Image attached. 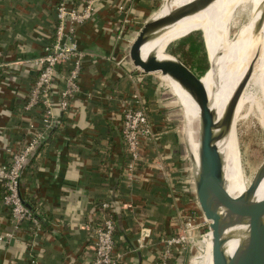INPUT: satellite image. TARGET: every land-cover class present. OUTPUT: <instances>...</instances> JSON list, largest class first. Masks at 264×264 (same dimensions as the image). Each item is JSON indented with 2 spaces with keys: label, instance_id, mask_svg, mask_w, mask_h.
<instances>
[{
  "label": "crops",
  "instance_id": "1",
  "mask_svg": "<svg viewBox=\"0 0 264 264\" xmlns=\"http://www.w3.org/2000/svg\"><path fill=\"white\" fill-rule=\"evenodd\" d=\"M68 1L82 6V0ZM162 1L106 0L77 27L76 39L87 53L81 90L29 157L21 179L22 198L40 219L41 230L35 234L29 222L22 223L13 237L0 242V264H88L102 202L115 212L120 264H157L161 237L177 234L183 212L195 207L193 162L186 167L174 105L153 74L141 72L129 58L133 40ZM57 2L0 0V165L25 144L30 122L42 130L37 108L25 105L38 73L35 59L53 36ZM69 68L60 67L55 93L65 87L61 73ZM135 90L146 100L158 135L146 144L136 182L130 184L124 175L122 100ZM3 192L0 179V236L14 231ZM130 202L133 206L126 207ZM141 224L153 230L143 247ZM186 258L176 248L169 264H186Z\"/></svg>",
  "mask_w": 264,
  "mask_h": 264
},
{
  "label": "built area",
  "instance_id": "2",
  "mask_svg": "<svg viewBox=\"0 0 264 264\" xmlns=\"http://www.w3.org/2000/svg\"><path fill=\"white\" fill-rule=\"evenodd\" d=\"M103 1L106 0H82L81 8L68 0L57 2L53 36L44 46L42 55L35 59L38 73L25 105L26 110L37 108L42 130L35 122H30L29 136L25 144L13 152L7 163L0 165V179L4 188L2 201L10 209L14 227L13 232L0 236V242L5 241L6 237H13L14 232L26 221L35 234L41 230L40 219L22 198V174L29 157L45 140L47 133L55 128L61 114L69 109L71 99L81 90L80 75L87 53L81 49L76 39V31L78 26L93 18L97 4ZM119 9L123 10V7ZM65 66H70L67 73H61L65 87L55 93L56 76L60 67ZM122 104L121 132L127 155L124 175L127 182L132 184L136 182L138 170L144 160L146 144L155 140L158 133L149 116L146 100L140 91L135 90L130 96L123 98ZM156 167L161 168L162 164L158 163ZM132 206L131 202L126 205L129 208ZM98 217L100 221L92 229L93 256L88 264H120L122 255L116 252L115 212L110 203L100 204ZM183 219H185L184 224L177 234L161 237L163 250L157 264H168L173 258L174 249L185 252L189 244L195 243L194 238L198 228L196 217L188 214V217L184 215ZM209 232L204 240L208 239ZM152 233L151 227L140 225L138 232L140 247L146 245Z\"/></svg>",
  "mask_w": 264,
  "mask_h": 264
},
{
  "label": "water",
  "instance_id": "3",
  "mask_svg": "<svg viewBox=\"0 0 264 264\" xmlns=\"http://www.w3.org/2000/svg\"><path fill=\"white\" fill-rule=\"evenodd\" d=\"M218 0H191L176 14L171 9L167 12L154 14L141 27L133 40L129 58L131 62L146 74L160 72L175 80L197 103L201 116V131L198 142V157L192 154L196 200L207 221L212 234L213 264H264V210L250 231L246 245L235 251H230V231L237 224L229 219L227 214L244 216L250 209L264 204V197L257 198L256 194L264 179V161L255 173L247 190L240 195H232L226 180V156L220 141L226 137L234 123L235 109L238 100L250 77L251 68L236 87L227 105L222 120L217 119L216 111L212 108L209 93L202 80L189 66L180 59L169 54L160 56V49L152 46L158 38L166 33L170 26L179 19L200 12ZM172 0H167L169 6ZM254 36H261L264 27V4L260 6L248 22ZM176 40V39H175ZM175 40L167 43L169 44ZM209 70L217 71L210 58Z\"/></svg>",
  "mask_w": 264,
  "mask_h": 264
},
{
  "label": "bare ground",
  "instance_id": "4",
  "mask_svg": "<svg viewBox=\"0 0 264 264\" xmlns=\"http://www.w3.org/2000/svg\"><path fill=\"white\" fill-rule=\"evenodd\" d=\"M190 1L172 0L169 6L165 4L158 13L163 14L171 9L172 14H176L187 8ZM263 4L264 0H218L208 8L174 22L170 29L152 45L160 49L161 57H168L166 45L170 40L185 36L195 30H201L204 33L210 50V57L217 71L214 73L209 70L202 76V80L218 120L223 119L236 87L247 74L249 68H251L250 77L238 100L236 109L241 102L253 100V96L248 92L250 87L258 86L264 93V27L262 29L263 37H261L254 36L251 27L247 26L251 17L258 12ZM246 12H249L248 21L240 25L237 24V16ZM239 35H243V38L237 41ZM161 78L171 88L183 107L185 116L183 132L190 151L197 159L201 131L199 106L171 77L161 74ZM219 144L226 156L225 168L228 190L234 196L240 195L246 191V187L245 182L240 179L238 170V145L234 123L230 132ZM227 216L237 222L230 231V251L232 252L246 245L250 231L258 218L253 209L241 217L231 214H227ZM201 258V264H213L211 232L205 241V253Z\"/></svg>",
  "mask_w": 264,
  "mask_h": 264
},
{
  "label": "rangeland",
  "instance_id": "5",
  "mask_svg": "<svg viewBox=\"0 0 264 264\" xmlns=\"http://www.w3.org/2000/svg\"><path fill=\"white\" fill-rule=\"evenodd\" d=\"M165 3H166V0H163L159 10L161 9V7L165 5ZM248 19H249V12H246L245 14L241 16H237L236 22L237 24L240 25V24L246 23ZM203 36H204V33H203ZM181 37H184V36H181ZM179 38H176V40H178ZM242 38H243V35H239L237 38V41L241 40ZM176 40L171 42L170 44L176 42ZM204 40H205V36H204ZM205 45H206L207 52H208L207 56L208 54L210 56V50L207 46L206 40H205ZM209 68H210V61H209ZM152 74L153 76L156 77L158 81L162 83L163 91L165 92L164 94H166L165 96H167L168 100L172 101V104L174 105L173 108L177 112L175 117L177 118L178 129L181 132V137L183 140L182 146H183V151L185 154L184 157L186 160L185 165L186 167L190 169V167H192V162H191L192 152L190 151L186 136L183 132L184 125H185V116H184L183 107L181 103L178 101V99L176 98V96L173 94L171 88L162 80L161 73L154 72ZM202 76H199V77H202ZM248 92L249 94L251 93V95L253 96V100L252 101L246 100V101L241 102L238 105L236 109V114L234 116V126H235V131L237 134V145H238V153H237L238 154L237 155L238 170H239V175L241 177L240 179H242V181L245 182L246 190L248 186L250 185L252 179L254 178L255 173L257 172L258 168L264 161V93L261 90V88H259L258 86L250 87ZM175 102L176 104H174ZM256 197L257 198L264 197V179L261 183L260 188L258 189ZM253 210L258 218L264 210V204H261L260 206L253 208ZM188 214H190L191 217L192 215L196 217L195 220L197 222L198 228L196 229V234L194 238L195 243L189 244L185 251L186 257H187L186 264H201L200 263V260L202 259L201 257L205 253V242L204 241L206 240L204 239L207 238V233L210 231V228H209L210 221H205V217L203 216V213L199 208L197 200H196V204L194 208L191 207L190 209H187L186 211L183 212L181 216V220H183L181 222V226H183L184 221H185V219H183V216L187 215L188 217Z\"/></svg>",
  "mask_w": 264,
  "mask_h": 264
},
{
  "label": "trees",
  "instance_id": "6",
  "mask_svg": "<svg viewBox=\"0 0 264 264\" xmlns=\"http://www.w3.org/2000/svg\"><path fill=\"white\" fill-rule=\"evenodd\" d=\"M167 51L169 54L178 57L198 76H202L209 69V57L207 56L208 52L205 45L203 32L201 30H195L188 35L179 38L176 40V42L168 46ZM151 79L155 82V85L160 87V91H162V83L158 81L155 76H153ZM174 104H176V102ZM176 148L178 151L182 150L180 145H178Z\"/></svg>",
  "mask_w": 264,
  "mask_h": 264
}]
</instances>
